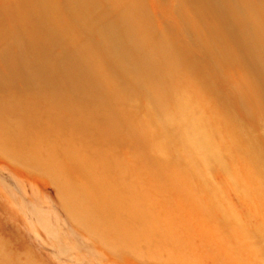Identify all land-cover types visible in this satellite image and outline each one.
Returning <instances> with one entry per match:
<instances>
[{"label":"bare ground","instance_id":"1","mask_svg":"<svg viewBox=\"0 0 264 264\" xmlns=\"http://www.w3.org/2000/svg\"><path fill=\"white\" fill-rule=\"evenodd\" d=\"M166 1L173 23L142 29L120 0H59L62 17L49 15L53 0H0V148L63 175L72 217L134 254L252 264L246 215L223 202L263 191L264 234V134L231 140L264 129V0ZM14 257L0 245V264Z\"/></svg>","mask_w":264,"mask_h":264},{"label":"rangeland","instance_id":"2","mask_svg":"<svg viewBox=\"0 0 264 264\" xmlns=\"http://www.w3.org/2000/svg\"><path fill=\"white\" fill-rule=\"evenodd\" d=\"M58 1L53 0L55 5L51 7L49 15L62 17L63 14H66L59 8ZM116 1L119 2V0H113L115 8H117L118 4ZM120 1L128 2L135 8L132 9L133 12L127 21L128 24L130 23L129 25L138 23V26H142V29H150V26L157 27L160 24H164L165 21L173 23L171 21L172 13H168L170 11V3H167L166 0ZM94 2L97 10L100 5L109 3V0H94ZM81 5L72 8L73 11L71 9L69 12L77 14V10L82 7ZM111 14H115V12ZM259 18L262 20V13H259ZM135 21L138 22L135 23ZM93 37L95 38V35ZM213 76L214 79L217 78L218 73H214ZM215 82V89L217 90L219 86L218 79H215ZM219 87L223 88L222 86ZM261 126L254 128L251 132L235 135V137H231V140L237 141L246 137H250L252 140L259 139L264 134L263 124ZM218 145L198 152L174 151L170 148L155 150L152 153L159 154L163 152L178 154L179 156L207 155L209 151L217 148ZM4 150L5 148H0V245L2 251L9 254L11 260H13L12 258L15 255L18 264H158V261L162 262L165 259H150L145 247H141L140 251L134 254L133 251L135 250L109 241L108 235L102 230V227L94 224L91 220H88V223L92 231H88L79 219L72 217L71 213L74 210V204L65 205L61 199L64 198L68 201L70 198L64 191H60V186L57 182L63 179V175L60 174L58 178H55L51 174L44 173L32 163L30 164L28 159L27 162L20 164L15 160L9 159ZM209 160L206 162L209 169L207 174L211 179L218 181L221 179V173L218 166L214 164L215 162ZM250 193L229 192L224 197L223 203L225 209L227 208L226 206L230 208V205L233 204V208H240L241 213L246 215L245 220H243L245 234L247 235H245V243L256 254L258 253V257H255L251 262H254L252 264H263V259L260 258L263 255V220L259 218V214L263 215L261 213L262 209H260L263 207V191L257 190L255 194ZM254 198H257L258 201H254ZM241 206H246L248 210L242 209ZM79 207L83 211V206ZM252 214L253 216H251ZM217 216L219 215L213 212L210 217L217 218ZM255 225L258 228L256 231L259 234L262 232L261 238L252 232L256 228ZM165 261L167 264H173L167 259Z\"/></svg>","mask_w":264,"mask_h":264}]
</instances>
